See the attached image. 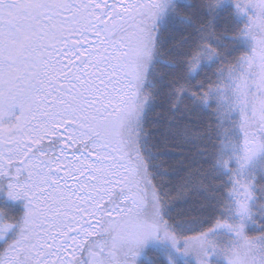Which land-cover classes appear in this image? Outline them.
<instances>
[{"label": "snow or ice", "instance_id": "1", "mask_svg": "<svg viewBox=\"0 0 264 264\" xmlns=\"http://www.w3.org/2000/svg\"><path fill=\"white\" fill-rule=\"evenodd\" d=\"M5 179L0 264H264V0H0Z\"/></svg>", "mask_w": 264, "mask_h": 264}, {"label": "rangeland", "instance_id": "2", "mask_svg": "<svg viewBox=\"0 0 264 264\" xmlns=\"http://www.w3.org/2000/svg\"><path fill=\"white\" fill-rule=\"evenodd\" d=\"M0 195H1V201H0V212L3 213V218L6 219L8 211H10L7 206H6V202H5V197L7 196V189L4 188H0ZM9 202V201H8ZM23 203L26 202V200L24 199H18L15 200L14 202H12V204H16V203ZM26 213V207H25V212H18L17 215H13V212H11V220L13 221V223L16 225L15 229H17L14 232V229L6 236L5 240L0 241V246L3 245L4 243H6L8 241V239L10 237H16V235L19 232V224L20 222H22L23 216ZM19 216V218H18ZM255 218V216L253 217V219ZM19 219V221H18ZM262 221V220H261ZM253 223V222H251ZM255 225H257L259 228H261L262 224L260 223H253ZM247 223H246V227H247ZM245 227V228H246ZM217 236V233H212L210 234V237H214ZM221 243L224 242L223 239L220 240ZM183 241L181 240L180 243L177 245L178 248H183ZM151 245L153 246H161L163 248H166V256H167V260H168V256L171 255L172 258L175 260V264L177 263H184V264H197V259L194 253H188V254H183L182 252L177 253L171 246V242L169 241H161V240H149L146 245L141 249L139 256L137 257V261L140 260V258L144 255L147 247H150ZM211 251V250H209ZM209 264H213V262H215L216 264H227V260L225 259V257L223 256V254H221L220 252H216L215 254L211 255L209 258ZM169 261V260H168ZM137 263V262H136Z\"/></svg>", "mask_w": 264, "mask_h": 264}, {"label": "trees", "instance_id": "3", "mask_svg": "<svg viewBox=\"0 0 264 264\" xmlns=\"http://www.w3.org/2000/svg\"><path fill=\"white\" fill-rule=\"evenodd\" d=\"M6 183H7L6 179L3 181H0V184H3L5 188H6ZM1 199L2 198L0 195V201H1ZM14 201L15 200H13L12 198H10L8 196L5 197L6 204L9 206L11 205V207H10L11 212H14L15 214H16V212L17 213L18 212H20V213L25 212V205H26L27 201L23 202V203L18 202L16 204H12V202H14ZM16 208H17V211H16ZM209 213H210V215L212 214L211 210H209ZM216 218H219L218 215ZM254 220L258 221L260 224H262V226H261V228H259L257 225L251 223V221L247 222L248 226L245 228V232L248 235H256V234H259L261 232H264V217H261L260 215H256ZM16 230L17 229L14 228V232ZM188 234L192 235L193 233L189 232ZM215 237L216 236H214L213 238H215ZM14 238H15V236L13 238L10 237L6 243L10 242ZM6 243L1 245L0 249H3L6 245ZM139 264H169V261L167 260V256H166V248H163L161 246L147 247L144 255L140 258ZM177 264H180V263H177ZM182 264H184V263H182ZM213 264H216V263L213 262Z\"/></svg>", "mask_w": 264, "mask_h": 264}]
</instances>
